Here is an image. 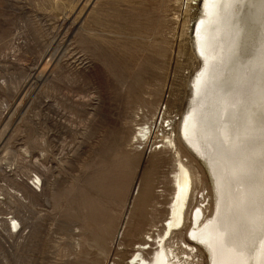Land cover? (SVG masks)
Here are the masks:
<instances>
[{
	"label": "rangeland",
	"instance_id": "obj_1",
	"mask_svg": "<svg viewBox=\"0 0 264 264\" xmlns=\"http://www.w3.org/2000/svg\"><path fill=\"white\" fill-rule=\"evenodd\" d=\"M203 1L0 0V223L25 226L24 237L11 221L12 237L0 235L2 251L12 245L5 264H128L157 216L148 185L166 190L156 206H168L176 151L214 214L209 164L179 138L202 66L193 37ZM160 106L147 153L133 138ZM138 184L147 193L132 200Z\"/></svg>",
	"mask_w": 264,
	"mask_h": 264
},
{
	"label": "bare ground",
	"instance_id": "obj_2",
	"mask_svg": "<svg viewBox=\"0 0 264 264\" xmlns=\"http://www.w3.org/2000/svg\"><path fill=\"white\" fill-rule=\"evenodd\" d=\"M249 20L256 22L252 26ZM193 38L202 66L190 84L191 101L180 121L179 138L209 164L216 187L214 214L205 217L209 199L204 191L196 193L193 176L176 151L168 206H156L167 198L166 190L153 194L148 185L146 197L157 216L134 244L128 264H202L198 242L208 249L209 264H264V0L259 5L252 0H204ZM163 115V108H156L134 135L133 141L147 153L157 148L147 142L163 124ZM164 144L175 145L170 136ZM41 178L34 176L37 191ZM135 190L132 200L146 191L140 192L139 184ZM10 221L14 229L23 226L19 219ZM10 221L6 229L0 223L5 242L12 237L3 233ZM188 221L185 241L182 230ZM19 236H25L23 229ZM6 252H12V245L0 249V264H5Z\"/></svg>",
	"mask_w": 264,
	"mask_h": 264
}]
</instances>
